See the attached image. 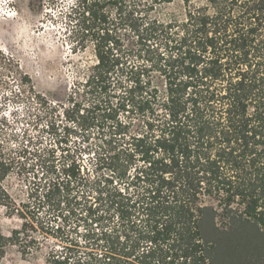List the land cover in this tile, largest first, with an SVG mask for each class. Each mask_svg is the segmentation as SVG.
Instances as JSON below:
<instances>
[{
  "label": "trees",
  "instance_id": "1",
  "mask_svg": "<svg viewBox=\"0 0 264 264\" xmlns=\"http://www.w3.org/2000/svg\"><path fill=\"white\" fill-rule=\"evenodd\" d=\"M171 1L71 6L73 29L93 42L95 60L71 85L63 128L108 134L86 161L77 148H63L58 160L51 151L23 209L47 208L54 235L77 214L100 220V250L65 242L46 264H234L241 253L243 264H264V0H180L181 18L150 16ZM134 36L139 63L123 49ZM25 92L12 96L24 100ZM30 98L47 104L38 93ZM44 126L58 135L51 121ZM22 136L27 144L26 128ZM7 150L0 136V206L13 209L2 183L14 163ZM91 174L90 202L79 185ZM21 232H0V255L6 241L32 254L38 242Z\"/></svg>",
  "mask_w": 264,
  "mask_h": 264
},
{
  "label": "rangeland",
  "instance_id": "2",
  "mask_svg": "<svg viewBox=\"0 0 264 264\" xmlns=\"http://www.w3.org/2000/svg\"><path fill=\"white\" fill-rule=\"evenodd\" d=\"M74 3V0H0V121L3 122L0 136L8 148V157L14 160L2 182L14 208L0 206V232L9 236L13 230H19L22 231L20 236L27 234V240L32 237L38 242V247L30 251L32 254H24L23 243L6 241L0 264H46L45 259L52 248H61L63 243H74V240L79 242L81 251L92 250L91 254L95 255L100 250V245L97 246L100 244V220L96 223L84 221L77 214L67 220L62 232H57L59 235H54L49 225L53 220L46 212L47 208L41 209L38 215L23 209L24 203L32 201L33 189L39 181L43 182L41 173L46 174V159L51 151L58 160L65 152L63 148L70 152L77 148L79 152H85L83 160L86 161L93 151L100 152L102 133L108 134V127H104L103 132L98 127L89 131L80 127L63 128L66 125L63 112L69 105L71 85L84 78L87 66L95 60L93 42L87 37L83 40L77 37L79 33L73 29L75 22L68 17ZM183 11L182 2L172 0L157 6L150 16L166 19L172 14L181 18ZM123 49L131 51L129 59L135 63L143 59V49L135 36L123 40ZM23 75L25 81L21 82ZM22 87L27 91L22 94L24 100L13 98L12 94ZM37 93L47 101L44 107L32 102L30 96ZM34 116L41 119L37 123L30 122L29 118ZM50 121L59 130L57 136L46 131L44 125ZM25 128L30 136L27 144L22 136ZM22 142L26 144L24 151ZM85 166H89L88 163ZM95 179L96 176L79 185V194L90 198V202L97 197L92 186ZM16 208L22 211L21 215ZM25 220L28 221L26 227L23 226ZM86 232L88 237L84 238ZM245 245L249 246L247 238L243 239ZM238 256L232 260L234 264L248 261L245 259L247 254Z\"/></svg>",
  "mask_w": 264,
  "mask_h": 264
}]
</instances>
